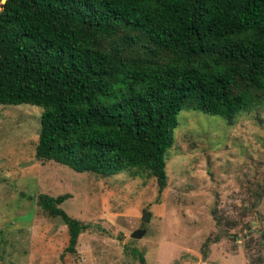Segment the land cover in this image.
I'll use <instances>...</instances> for the list:
<instances>
[{
  "label": "trees",
  "instance_id": "16d2710c",
  "mask_svg": "<svg viewBox=\"0 0 264 264\" xmlns=\"http://www.w3.org/2000/svg\"><path fill=\"white\" fill-rule=\"evenodd\" d=\"M20 103L42 107L38 160L145 171L161 192L182 109L230 123L264 104V0H6L0 104ZM68 197L37 202L75 252L87 225L60 206Z\"/></svg>",
  "mask_w": 264,
  "mask_h": 264
},
{
  "label": "rangeland",
  "instance_id": "374dc122",
  "mask_svg": "<svg viewBox=\"0 0 264 264\" xmlns=\"http://www.w3.org/2000/svg\"><path fill=\"white\" fill-rule=\"evenodd\" d=\"M41 112L0 104V263L142 264L136 250L147 264H264V104L230 123L182 109L161 192L145 171L104 176L38 160ZM41 193H67L60 206L87 225L75 252L67 226L38 205Z\"/></svg>",
  "mask_w": 264,
  "mask_h": 264
},
{
  "label": "water",
  "instance_id": "95a60500",
  "mask_svg": "<svg viewBox=\"0 0 264 264\" xmlns=\"http://www.w3.org/2000/svg\"><path fill=\"white\" fill-rule=\"evenodd\" d=\"M6 0H0V11L3 9L4 3ZM150 212L147 210H143L142 211V215H141V221L143 223H146L149 221L150 218ZM145 229L144 228H139V229H135L132 233H131V237L133 238H139L141 237L144 233H145Z\"/></svg>",
  "mask_w": 264,
  "mask_h": 264
}]
</instances>
